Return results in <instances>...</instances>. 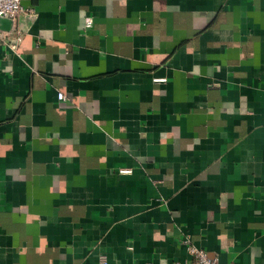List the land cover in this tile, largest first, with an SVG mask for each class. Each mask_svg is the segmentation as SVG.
<instances>
[{
  "label": "crops",
  "instance_id": "1",
  "mask_svg": "<svg viewBox=\"0 0 264 264\" xmlns=\"http://www.w3.org/2000/svg\"><path fill=\"white\" fill-rule=\"evenodd\" d=\"M22 2L0 264H264V0Z\"/></svg>",
  "mask_w": 264,
  "mask_h": 264
},
{
  "label": "built area",
  "instance_id": "2",
  "mask_svg": "<svg viewBox=\"0 0 264 264\" xmlns=\"http://www.w3.org/2000/svg\"><path fill=\"white\" fill-rule=\"evenodd\" d=\"M37 16L35 7L25 6L22 0H0V20L8 19L11 22L9 29L0 26V46H9L13 51L19 53L18 45L23 40L24 34L29 29V22ZM165 81L166 79H156ZM60 100L66 97L63 93L58 95ZM122 172H129L130 169H122ZM191 255L188 264H232L221 263L217 258H212L209 253L197 247L189 238L183 240ZM102 264H108L106 260Z\"/></svg>",
  "mask_w": 264,
  "mask_h": 264
}]
</instances>
